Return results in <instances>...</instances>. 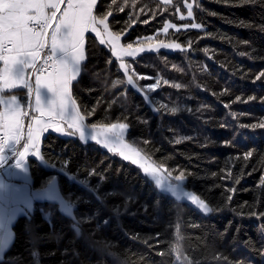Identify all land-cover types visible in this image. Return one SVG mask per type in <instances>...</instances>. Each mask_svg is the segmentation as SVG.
Segmentation results:
<instances>
[{
    "label": "trees",
    "instance_id": "obj_1",
    "mask_svg": "<svg viewBox=\"0 0 264 264\" xmlns=\"http://www.w3.org/2000/svg\"><path fill=\"white\" fill-rule=\"evenodd\" d=\"M186 1L98 0L93 14L114 13L109 27L128 33L125 44L151 37L186 49L126 59L147 99L89 32L71 92L86 126L127 123L126 140L170 177L184 172V185L211 214L159 191L132 161L95 141L49 131L41 139L45 164L28 159L31 187L56 177L73 216L55 202H34L11 225L4 264H264V128H253L264 123V78L257 79L264 73V0H192L191 18ZM192 21L201 29L184 30ZM166 22L180 31L165 33Z\"/></svg>",
    "mask_w": 264,
    "mask_h": 264
},
{
    "label": "snow or ice",
    "instance_id": "obj_2",
    "mask_svg": "<svg viewBox=\"0 0 264 264\" xmlns=\"http://www.w3.org/2000/svg\"><path fill=\"white\" fill-rule=\"evenodd\" d=\"M62 3L64 0H0V64H2L0 67V133H2L0 136V165H3L7 159L6 149L12 151L15 159L14 167L17 169H25V159L29 155L42 160L41 136L49 130L70 137L78 135L81 141L85 140L84 121L86 117L81 114L77 102L72 98L71 89L74 82L78 81L81 62L86 60V30L90 29L92 33H95L101 46H110L111 55L120 61L118 70L123 71L128 85L135 86L136 82L133 76L129 75L131 66L125 62L124 57L136 58L146 51L161 48L185 50L175 42H161L147 49L142 46L134 47L133 43H129L126 47H118L122 36L128 33L114 34L109 31L108 21L114 13L109 12L99 17L93 14L98 0H67L66 7L63 8ZM163 3L167 6L172 4V0H163ZM183 7L187 8V17H193L195 5L188 3ZM124 10L121 8V11ZM177 11L180 9L177 8ZM172 28H176V25L166 22L163 31L167 33ZM189 28L199 30L201 24L184 25V30ZM179 31L180 29L177 28V32ZM135 43L139 45L140 41L137 40ZM190 48L191 45H189ZM262 78H264V73L257 77V79ZM120 83V80L115 81L116 85ZM168 83V80L163 81L165 86ZM159 87L160 81L157 80L149 84L147 90L151 92ZM174 87L180 88L181 86L177 84ZM18 89L27 90V110L22 107L21 98L17 95H4L8 91ZM251 99L253 98L250 97L249 100ZM236 100L240 101L241 97H236ZM95 111L96 109L93 108L88 115H94ZM176 112V108L171 109V114H176ZM69 115L71 118L66 119ZM142 122L147 123L146 120ZM25 126L27 127L26 136L23 133ZM128 127L127 123H114L98 130L97 125H92L89 135L93 141L103 144L109 151H115L108 145L109 134L122 140L123 133ZM255 127L264 128V123L253 125V128ZM22 139L24 140L22 150H18L14 145L20 144ZM230 143L225 142V146ZM121 155L124 160H129V156L124 155L123 152ZM252 155L248 152L244 155V159L248 160ZM68 163V161L64 162V164ZM132 163L136 164L137 161L132 160ZM139 167L146 176L155 179L157 188L164 186L158 175L163 170L162 165L153 167L140 163ZM89 175L92 176L95 173ZM174 179L177 182H183L187 176L181 172ZM261 180L264 183V177ZM5 187L0 181V192ZM168 188L173 195L181 191L180 184H169ZM91 193L92 190H88L87 194L91 195ZM185 195L191 205L196 206L202 214L207 215L212 212V208L200 196L191 193H185ZM228 200L230 202L232 196H229ZM76 230L79 231V228ZM0 264L4 262L0 260Z\"/></svg>",
    "mask_w": 264,
    "mask_h": 264
},
{
    "label": "rangeland",
    "instance_id": "obj_3",
    "mask_svg": "<svg viewBox=\"0 0 264 264\" xmlns=\"http://www.w3.org/2000/svg\"><path fill=\"white\" fill-rule=\"evenodd\" d=\"M65 3V4H64ZM64 3L62 5V8L63 7H66V3H67V0H64ZM188 3H191L193 4V1L192 0H189V1H186V4ZM185 17H187V13L185 15ZM192 23H196L194 21L188 23L187 25H191ZM184 27V26H182ZM177 28V26H176ZM109 31H111L112 33L114 34H118L119 32H114L110 29L109 27ZM86 36V34H85ZM98 41H99V38L97 37ZM179 43L182 47V49H186L183 47V45L179 42V41H163L162 39H142L140 40V44L137 45V44H133L134 47H144V48H149V46H155L159 43ZM107 47H109V49L111 50L110 46L106 45ZM127 44H125L121 38V40L118 42V47H126ZM159 50H163V51H175V50H170V49H158V50H154V51H159ZM154 51H146V52H154ZM145 53V52H144ZM140 55V54H139ZM127 58H130V57H124V60L127 64L128 61L126 60ZM118 61V64H120V61ZM130 65V64H129ZM131 66V65H130ZM132 66H131V71H132ZM122 71V70H121ZM131 71L129 72V75H131ZM123 72V71H122ZM124 74V73H123ZM124 80H125V83H126V77L124 75ZM33 83V82H32ZM127 84V83H126ZM128 85V84H127ZM129 86H132L133 88H135L136 90H139L143 96L146 97V94L144 92V90H141V88H139L137 86V84L135 83V86L133 85H129ZM21 90H24V94H18V93H4L5 96H11V95H17L19 98H21V104L22 106L25 105L26 101H27V90L26 89H21ZM148 99V97H146ZM100 128H98L99 130ZM128 129H126L123 133V139L120 140V139H117L115 136L109 134V137H108V145L109 147L111 148H114L115 151H112L113 153H116L120 156L121 155V152H123L124 155H127L129 156V160L132 161V160H136L137 163L135 165H137L139 167V164L140 163H144L145 165H151L153 167H159L157 166L156 164H154L152 161H150L148 158H146L139 149H137L136 147H134L132 144H130L125 136H126V133H127ZM42 139V138H41ZM83 141H93L91 139V137H88V138H85V140ZM96 142V141H95ZM41 143V141H40ZM97 143V142H96ZM23 145V143H20L19 146ZM99 146H101L102 148L104 149H107L106 147L103 146V144H99ZM22 148V146H21ZM32 156V155H31ZM123 157V156H122ZM38 159V158H37ZM41 163L44 161L41 160V159H38ZM27 164H28V161H27ZM45 164V163H44ZM8 165V164H7ZM140 168V167H139ZM141 169V168H140ZM142 170V169H141ZM143 171V170H142ZM146 175V174H145ZM159 177L162 179V182H163V187L161 188H157L159 191L163 192V193H166L168 195H170L172 198L178 200V201H183L187 204H189L190 206L194 207L197 211L198 208L196 206H193L191 205V202L187 200V196L185 195V193H191L193 195H197L194 191H192L191 189H188L185 185H184V181L183 182H177L175 181V179L173 177H170L164 170V167H163V170L158 174ZM155 185V179L151 176H147ZM169 184H180V187H181V191L179 194L177 195H173L171 192H170V189L168 188V185ZM156 186V185H155ZM32 195L36 198V201H49V202H55L58 204V208L59 210L67 215V216H70L72 217L73 216V205L67 201L66 199H64V197L61 195L60 191H59V188H58V183H57V179L56 177H54L50 183L46 186V187H43V188H35L33 189L32 191ZM34 202L32 204V206L29 208L28 211L26 210H23L22 212H18L17 215H28L32 208H33V205H34ZM200 212V211H199ZM201 213V212H200ZM202 214V213H201ZM211 213L207 214V215H210ZM204 215V214H203ZM17 217V216H16ZM11 234H12V230H11ZM7 247V246H6Z\"/></svg>",
    "mask_w": 264,
    "mask_h": 264
},
{
    "label": "crops",
    "instance_id": "obj_4",
    "mask_svg": "<svg viewBox=\"0 0 264 264\" xmlns=\"http://www.w3.org/2000/svg\"><path fill=\"white\" fill-rule=\"evenodd\" d=\"M62 5L63 3L61 4V7ZM89 32H91L90 29L86 30L85 34ZM0 67H2V64H0ZM32 82L34 84V79ZM33 103H34V96H33ZM22 107H24L25 110H27V101L25 105H23ZM70 118H71L70 115L66 117V119H70ZM91 129L92 127H88V126L85 127V133H86L85 138L91 137L89 135ZM23 133L26 136L27 133L26 126L23 129ZM44 134H42V136ZM59 135L67 136L63 134H59ZM76 137L79 139L78 135ZM21 143H24L23 139L21 140ZM21 146H19V144L14 145V147L18 150H22ZM5 156L7 158L5 163L3 165H0V181H2L3 184L6 186L5 189L2 192H0V256L3 250L7 248L6 246H8L12 240L13 235L11 234V230H12L11 225L13 224L15 219L18 216H20L17 215V213L22 212L23 210L28 211L29 208L32 206L33 202L36 200V198L32 195V191L35 188L31 187L29 166L27 164L29 157H34V156L29 155L25 159L24 170L17 169L14 167L15 159L13 158V153L10 149L5 150Z\"/></svg>",
    "mask_w": 264,
    "mask_h": 264
},
{
    "label": "built area",
    "instance_id": "obj_5",
    "mask_svg": "<svg viewBox=\"0 0 264 264\" xmlns=\"http://www.w3.org/2000/svg\"><path fill=\"white\" fill-rule=\"evenodd\" d=\"M0 136H2V133H0Z\"/></svg>",
    "mask_w": 264,
    "mask_h": 264
}]
</instances>
